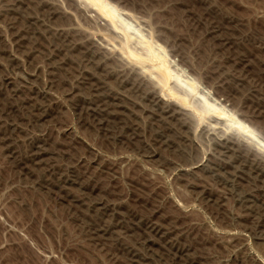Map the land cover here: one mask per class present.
<instances>
[{
	"label": "rangeland",
	"instance_id": "rangeland-1",
	"mask_svg": "<svg viewBox=\"0 0 264 264\" xmlns=\"http://www.w3.org/2000/svg\"><path fill=\"white\" fill-rule=\"evenodd\" d=\"M139 262L264 264V0H0V264Z\"/></svg>",
	"mask_w": 264,
	"mask_h": 264
},
{
	"label": "bare ground",
	"instance_id": "bare-ground-1",
	"mask_svg": "<svg viewBox=\"0 0 264 264\" xmlns=\"http://www.w3.org/2000/svg\"><path fill=\"white\" fill-rule=\"evenodd\" d=\"M94 9V8H93ZM100 15H102V14H100ZM106 18V17H105ZM37 21V20H36ZM57 27V26H56ZM214 27V26H213ZM212 28V27H211ZM106 29V28H105ZM103 30V29H102ZM127 30V29H126ZM213 30H214V28H213ZM110 31V30H109ZM211 31V30H210ZM108 32V31H107ZM111 32V31H110ZM212 32V31H211ZM210 32V33H211ZM120 33V32H119ZM112 35H113V33H112ZM212 37V36H211ZM130 38V37H129ZM108 39V38H107ZM110 39V38H109ZM112 42H113V39H112ZM108 43V42H107ZM141 59V58H140ZM161 67V66H160ZM156 68V67H155ZM148 69V68H147ZM166 75V74H165ZM6 83V82H5ZM12 83V82H11ZM93 84V83H92ZM4 85V84H3ZM15 85V84H14ZM90 85V84H89ZM163 86V85H162ZM178 86V85H177ZM96 87V86H95ZM85 88H87V87H85ZM88 88H90V87H88ZM15 89V88H14ZM14 89H12V90H14ZM80 89V88H79ZM95 89H98V88H95ZM100 90V89H99ZM102 90V89H101ZM150 90V89H149ZM157 90V89H156ZM193 91V90H192ZM191 91V92H192ZM97 93H99V92H97ZM102 93V92H101ZM107 93V92H106ZM105 93V94H106ZM111 94V93H110ZM116 95V94H115ZM115 95H113V96H115ZM102 96V95H101ZM108 96V95H107ZM113 96H111V98H112V100H113ZM121 97V96H120ZM108 98V97H107ZM115 98V97H114ZM165 99V98H164ZM115 100V99H114ZM113 100V101H114ZM151 100V99H150ZM180 100V99H179ZM107 101V100H106ZM112 101V102H113ZM116 101H117V99H116ZM121 102H123L122 100H121ZM124 102H125V100H124ZM109 103H111V102H109ZM154 103V102H153ZM192 103V102H191ZM113 104V103H112ZM115 104V103H114ZM117 104V103H116ZM124 104V103H123ZM182 104V103H181ZM210 105V104H209ZM220 105V104H219ZM36 106V105H35ZM112 106V105H111ZM116 106V105H115ZM115 106H112V107H114V108H117V106L115 107ZM159 107V106H158ZM103 108V107H102ZM121 108V107H120ZM148 109V108H147ZM204 109V108H203ZM161 110V109H160ZM102 111V110H101ZM115 111V110H114ZM164 111V110H163ZM173 111V110H172ZM117 112V111H116ZM167 112V111H166ZM150 113H153V112H150ZM161 113H163V112H161ZM168 113V112H167ZM174 113V112H173ZM128 114V113H127ZM159 115H160V112L158 113ZM163 114H165V113H163ZM169 114H170V111H169ZM182 114V113H181ZM198 114V113H197ZM120 115V114H119ZM173 116H175L174 114H172ZM150 116V115H149ZM172 116V117H173ZM151 118H152V116H150ZM164 118L166 117V116H163ZM163 117H159V118H162V120H163ZM169 117V116H168ZM186 117V116H185ZM198 117V116H197ZM170 118V117H169ZM158 119V118H157ZM167 119V121H169L168 120V118H165L164 120H166ZM172 119V118H171ZM222 119V118H221ZM219 120V119H218ZM185 121V120H184ZM161 122V121H160ZM165 122V121H164ZM170 122V121H169ZM171 124V123H170ZM169 124V125H170ZM151 125V124H150ZM157 125V124H156ZM160 125V124H159ZM158 126V125H157ZM161 126V125H160ZM225 126V125H224ZM167 127V126H166ZM133 128V127H132ZM163 128V127H162ZM160 130V129H159ZM160 132H162V131H160ZM159 133V132H158ZM163 133V132H162ZM164 134V133H163ZM244 134V133H243ZM222 142V141H221ZM227 144V143H226ZM230 145H231V143H230ZM232 145H233V143H232ZM220 146V145H219ZM227 146H228V144H227ZM224 144H223V146L221 145V148L220 149H222V150H220V151H223L224 150ZM227 149L229 148V149H231V146L230 147H226ZM226 148H225V150L222 152V153H224V152H226ZM230 152H231V150H229ZM230 152H228V153H230ZM215 168V167H214ZM213 168V169H214ZM216 169H217V167H216ZM251 170V169H250ZM211 171V170H210ZM213 171V170H212ZM214 173V172H213ZM232 173V172H231ZM253 174V173H252ZM225 176V175H224ZM222 177V176H221ZM229 177H230V175H229ZM253 177V176H252ZM217 178V177H216ZM226 178H228V177H226ZM231 178H233V177H231ZM219 179V178H218ZM225 179V178H224ZM229 181V180H228ZM241 195V194H240ZM247 195V194H246ZM243 197V196H242ZM248 198V197H247ZM253 198V197H252ZM249 200V199H248ZM255 200V199H254ZM239 201V200H238ZM242 201V200H241ZM253 201V200H252ZM250 202V201H249ZM262 202V201H261ZM244 204V203H243ZM247 205V204H246ZM244 206V205H243ZM253 208H254V206H253ZM256 209H258V208H256ZM170 242V241H169ZM173 244V243H172ZM178 246V245H177ZM171 248V247H170ZM142 258V257H141ZM187 259V258H186ZM137 260V259H136ZM138 261V260H137ZM144 262V261H143ZM135 263V262H134ZM146 263V262H145ZM139 264H140V262H139ZM148 264V263H147Z\"/></svg>",
	"mask_w": 264,
	"mask_h": 264
}]
</instances>
